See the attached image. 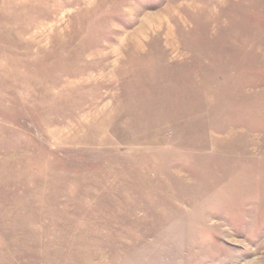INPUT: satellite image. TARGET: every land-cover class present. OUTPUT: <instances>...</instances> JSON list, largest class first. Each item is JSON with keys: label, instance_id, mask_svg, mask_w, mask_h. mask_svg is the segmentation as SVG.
<instances>
[{"label": "rangeland", "instance_id": "374dc122", "mask_svg": "<svg viewBox=\"0 0 264 264\" xmlns=\"http://www.w3.org/2000/svg\"><path fill=\"white\" fill-rule=\"evenodd\" d=\"M0 264H264V0H0Z\"/></svg>", "mask_w": 264, "mask_h": 264}]
</instances>
